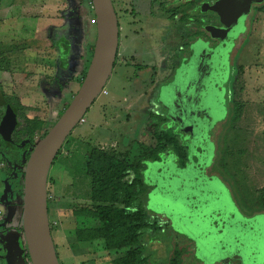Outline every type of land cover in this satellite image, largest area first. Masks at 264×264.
I'll use <instances>...</instances> for the list:
<instances>
[{
	"label": "rangeland",
	"instance_id": "rangeland-1",
	"mask_svg": "<svg viewBox=\"0 0 264 264\" xmlns=\"http://www.w3.org/2000/svg\"><path fill=\"white\" fill-rule=\"evenodd\" d=\"M39 1L0 0V86L17 108L20 124L5 140L17 157L0 154V174L9 178L17 171L22 186L28 146L42 139L71 103L89 68L96 40L91 0H48L55 5L50 10L54 19H61L56 8L67 6L73 11L71 47L66 44L69 36L65 37V30L55 35L51 26L46 32H34L39 10L30 9L29 4ZM201 1H113L120 23V44L106 93L70 135L49 174L50 220L62 260L64 255L75 256L77 250L87 255L90 249L93 255L85 259L90 264H94V257L96 264L99 258H105L99 264H112L105 244L99 242L101 249L95 251L92 244L76 242L70 211L71 204L82 202L76 199L78 191H85L84 197H89L90 181L83 168L91 148L98 147L113 148L120 157L143 169L146 207L165 228L147 235L143 256H149L150 264H170L176 250L183 254L180 264H264V213H260L262 220L240 217L241 212H264V4L251 16L250 28L248 19L242 25L249 31L238 43L234 72L225 82L233 112L235 104L243 105L242 117L234 121L232 114L227 123L216 125L210 133L203 132L202 137L198 134L200 146L212 151L218 147L213 169L214 158L198 168L201 153H193L187 135L184 142L177 135L180 145L191 147L188 157L194 156L187 171L181 168L173 147L163 153L161 162L151 163L158 137L171 131L169 125L177 124L175 114L171 111L168 122L167 109H162L161 101L156 103L159 88L173 78L183 47L197 36L207 47L199 52L193 44V55H210L212 40L194 23L209 11L196 10L192 20L187 17L189 9ZM159 3L170 7L165 9ZM51 23L58 24L56 20ZM56 40L61 44L59 49ZM67 70L63 75L60 72ZM54 82L61 87L56 93L47 88ZM168 139L171 136L164 138ZM213 173L219 174L220 181L207 177ZM207 185L212 194L224 197L206 195H210ZM8 186L12 194V185ZM98 250L101 252L96 255Z\"/></svg>",
	"mask_w": 264,
	"mask_h": 264
},
{
	"label": "water",
	"instance_id": "water-1",
	"mask_svg": "<svg viewBox=\"0 0 264 264\" xmlns=\"http://www.w3.org/2000/svg\"><path fill=\"white\" fill-rule=\"evenodd\" d=\"M263 3L264 0H219L214 5L204 4L201 10L204 11L205 8V11L218 15L220 24L223 25L221 29H206L213 39L219 41V45L216 49L211 48L208 51L210 55H193L189 62L178 70L175 81L160 90L157 102L161 101L162 109H167V117L172 119L171 111L175 114L176 123L183 134L191 135L189 139H192L193 153H201L198 168L202 163L203 166L210 163L216 152L210 150V147L200 146L198 134L202 137L203 132L210 133L229 116L225 82L228 77H232V56L241 36L247 33L242 25L252 13L251 6ZM91 5L95 15L96 40L89 68L79 90L63 114L47 134L31 146L25 166L22 230L32 264H61L50 224L49 174L68 138L106 88L117 60L120 28L113 0H91ZM204 45L198 40L194 46L202 52V47H207ZM17 120L18 113L12 108H7L0 123V135L4 140L14 133ZM193 161L194 156L189 159L186 171ZM209 179L220 181L217 176ZM2 181L3 178L0 177V184ZM8 185V182L4 181L1 198L3 202L8 201ZM209 187L207 185V190ZM209 191L210 195L206 194L208 196L224 197L220 193L212 194L211 189ZM241 218L247 220L243 216ZM254 219L262 220L260 214L252 218ZM14 260V257L7 259V264H17Z\"/></svg>",
	"mask_w": 264,
	"mask_h": 264
},
{
	"label": "trees",
	"instance_id": "trees-1",
	"mask_svg": "<svg viewBox=\"0 0 264 264\" xmlns=\"http://www.w3.org/2000/svg\"><path fill=\"white\" fill-rule=\"evenodd\" d=\"M68 13H70V10L64 14V17ZM194 23L198 28L203 26L200 19L194 20ZM47 88L55 93L61 90L59 82H54ZM7 108H12L18 113L17 108L7 100L0 86V117H3ZM229 110V116L223 124L227 123L232 114H234V121L240 120L244 108L242 104L237 103L235 104V112H233L232 106H229ZM166 120L168 119L166 118ZM19 126L20 124L17 122L15 132ZM214 132V137H216L217 135ZM46 134L47 132L44 136ZM168 136H171V139L164 140ZM158 138V146L150 155L152 161H160L163 153L168 148L173 147V151L177 152L181 160V165L187 168L189 154L187 149L179 144L178 136L170 131L161 133ZM9 147L0 135V154L2 156L9 154L16 158V153ZM215 151L214 163L211 165L212 169L217 161L218 147ZM61 152L62 150L55 162L59 160ZM83 169L84 174L90 181V192L87 199L89 203H73L70 205L76 242L82 245L95 242L105 244L106 250L111 255L112 264H150L149 256H143L147 235L148 233L151 235L158 234L165 228L157 222L146 207L145 198L148 190L142 177V167L132 164L128 158L120 157L113 148L97 147L91 148ZM225 183L228 184L226 180ZM21 195H23L22 191ZM48 206L50 216L51 199L48 201ZM260 213L264 212H257L256 214ZM50 224L53 234L51 220ZM182 255L181 252L176 250L170 264H180V260L183 259Z\"/></svg>",
	"mask_w": 264,
	"mask_h": 264
},
{
	"label": "crops",
	"instance_id": "crops-1",
	"mask_svg": "<svg viewBox=\"0 0 264 264\" xmlns=\"http://www.w3.org/2000/svg\"><path fill=\"white\" fill-rule=\"evenodd\" d=\"M39 2L40 3L34 2L33 5L31 3L29 4L30 9L34 8V9L39 10L38 18H36L35 20L36 25H35L34 32H38V33H41L42 31L46 32L48 31V29L51 28V26L53 30L57 29V31H55V35L56 33L61 32V30H65V37L67 38V34H68L69 38H67V43L66 41L64 42L67 45L69 44L70 45V46L68 45L69 47L73 46V41H72V38L70 37V32L72 31V26L74 25V21H75V17L73 16V11H71L69 8H66L67 6H65L63 9H60V10L56 8L57 14L59 12L58 16L61 19H58V18L54 19L52 17V14L50 15L51 13L50 10H52L51 8H54L55 5L54 4L50 5L48 0H40ZM69 10H70V13L71 12L72 13L71 14L68 13L67 16L64 17L65 16L64 14L68 12ZM60 12L62 16H60ZM54 20H56L58 24L52 25L53 23L51 22H54ZM33 21L34 20H31V22ZM58 44L59 45H57V48L59 49L61 44L60 43ZM60 72H62L61 74L63 75L64 73L66 74L67 72H69V70L60 71ZM12 188H13V185H12ZM84 192L82 194L80 191H78L77 196H76V199L77 200L82 199L83 203L82 202H75V203H80V204L89 203V201L87 200L88 198L86 199V197H84V194H85ZM22 209H23L22 195H19L18 190L16 188L15 189L13 188L12 194L8 193L7 202H3L0 198V260H1L0 264H7V259L9 258L11 259L12 257H14L15 259L14 262L17 264H21L24 261L22 256L24 254V248L26 244H25L23 230H22V226H23ZM53 238L55 241L57 253L60 256L59 258L62 264H90L91 263L89 259L85 260L86 256L91 257L93 255V253H90L91 252L90 249H88L87 255L77 250L75 251V256L73 255L70 257L69 255H64V260H62V257L59 251V244L57 240L55 239V237ZM99 244H100L99 242H95L92 244V247H95L93 248L95 251L97 250ZM98 249H101V247H99ZM95 251H92V252H95ZM100 252L101 251L98 250L96 252L97 253L96 255H99L98 253ZM93 259H92L93 261L92 263L96 264ZM101 261H105V258H102V259L99 258L98 264Z\"/></svg>",
	"mask_w": 264,
	"mask_h": 264
},
{
	"label": "flooded vegetation",
	"instance_id": "flooded-vegetation-1",
	"mask_svg": "<svg viewBox=\"0 0 264 264\" xmlns=\"http://www.w3.org/2000/svg\"><path fill=\"white\" fill-rule=\"evenodd\" d=\"M219 0H202L194 9H189V12H188V14H187V17L189 18V20H192V18H191V16H193V13H194V15H195V11L196 10H198V11H200L201 13H203V11L201 10V8H202V6L204 5V4H209V5H214L215 3H217ZM160 4V3H159ZM264 4V3H263ZM162 5H165V9H169V5L168 4H160V6H162ZM187 6L189 5L190 6V1L186 4ZM186 5H185V7H186ZM259 6H262V5H254L253 6V8H252V13H251V15L249 16V18H248V20H249V28H250V21H251V16L253 15V13L255 12V10L257 9V7H259ZM168 12V11H167ZM132 13V12H131ZM118 16V15H117ZM205 16L206 17H204V18H200V20L202 21V23H203V26H200V30H201V32H204V33H206V35H209V38H210V40H212L211 41V48L212 49H216V47L219 45V41H217V40H215V39H213L212 37H211V35H210V33H208L207 32V28L208 27H213V28H217V29H221L222 27H223V25H221L220 24V19H219V17H218V15H216V14H214V13H211V12H207V13H205ZM186 18V17H185ZM208 18H210L211 20H208ZM194 20H197V19H194ZM119 25H120V23H119ZM120 28V27H119ZM249 28H248V31H249ZM248 31H247V33L245 34V36L248 34ZM241 38H242V36H241ZM240 38V39H241ZM207 39V38H206ZM243 39V38H242ZM241 39V40H242ZM198 40H200V37L199 36H197L192 42H190V43H188V44H186V46L185 47H183V49H182V51H181V54H182V58H181V62L179 63V65L175 68V73H174V76H173V78L169 81V82H167L166 84H164V85H162L160 88H159V94H160V90L163 88V87H165V86H168V85H170L171 83H173L174 81H175V77H176V75H177V72H178V70L181 68V66L184 64V62H186V63H188L189 62V60L191 59V57H192V55H193V53H192V49H191V47H192V45L193 44H195ZM194 42V43H193ZM236 50H237V48L235 49V51H234V53H233V56H232V62H233V57H234V54H235V52H236ZM185 63V64H186ZM232 67H233V64H232ZM115 68V67H114ZM233 70H232V72H234V68H232ZM229 93H230V90L228 91ZM159 94H158V96H157V100H158V98H159ZM157 100H156V103H157ZM228 100H229V106L231 105L230 104V98H229V96H228ZM163 112V111H162ZM167 113V112H166ZM164 114V113H163ZM164 115H166V114H164ZM165 118H167L168 119V117H167V115L165 116ZM168 122H170L171 120L170 119H168L167 120ZM168 128H170L171 129V131H173L176 135H178V136H180V138L182 139V141L185 139V137H186V135L185 134H183L181 131H180V126H179V124L177 123V124H172V125H169V127ZM188 137L189 136H191L190 134H188L187 135ZM179 138V137H178ZM190 140L192 141V139L190 138ZM184 142V141H183ZM185 144H183V146H184ZM29 147V149H30V147H31V145H29L28 146ZM186 149H187V151H188V153L190 154L191 153V147L189 146V145H185L184 146ZM28 149V148H27ZM26 150V149H25ZM166 156H168V155H166ZM162 158V157H161ZM18 159V158H17ZM163 159V158H162ZM190 158L188 157V160H189ZM19 160V159H18ZM18 162V161H17ZM158 162H161V160L160 161H156V162H154V161H151V163H158ZM214 162V161H213ZM188 164H189V161H188V163H187V166H188ZM181 168L182 169H186L185 167H183L182 165H181ZM211 169V168H210ZM16 173H18L17 171H14V173H13V176H10L9 178H5V177H3L1 174H0V177H2L3 178V181L1 182V184H0V198H2V196H3V192H2V190L4 189V181H7L8 182V184H11V185H13V188L15 189L16 188V186H17V190H18V193H19V195H21V191H22V185L20 184L21 183V180H20V178H19V175L18 174H16ZM212 176H219V175H215L214 173L213 174H211V175H209V176H207V177H212ZM16 182V183H15ZM21 186V187H20ZM151 190V189H150ZM241 214H242V216L245 218V219H248L249 217L252 219V218H254V217H256L257 216V214H248V215H246V214H244L243 212H241ZM22 258H23V262L21 263V264H32L31 263V261H30V258H29V255H28V251H27V247L25 246V248H24V254H23V256H22ZM1 261V260H0ZM62 264V263H61Z\"/></svg>",
	"mask_w": 264,
	"mask_h": 264
},
{
	"label": "built area",
	"instance_id": "built-area-1",
	"mask_svg": "<svg viewBox=\"0 0 264 264\" xmlns=\"http://www.w3.org/2000/svg\"><path fill=\"white\" fill-rule=\"evenodd\" d=\"M113 1H115V0H113ZM105 93H106V89H104V90L102 91L101 95H103V94H105ZM84 122H85L84 119L81 120L80 125L83 124ZM49 199H50V197H49Z\"/></svg>",
	"mask_w": 264,
	"mask_h": 264
}]
</instances>
